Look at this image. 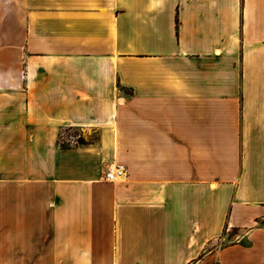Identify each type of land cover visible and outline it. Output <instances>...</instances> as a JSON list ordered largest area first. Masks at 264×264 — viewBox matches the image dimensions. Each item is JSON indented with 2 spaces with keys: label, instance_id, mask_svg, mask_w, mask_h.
Returning <instances> with one entry per match:
<instances>
[{
  "label": "crops",
  "instance_id": "1",
  "mask_svg": "<svg viewBox=\"0 0 264 264\" xmlns=\"http://www.w3.org/2000/svg\"><path fill=\"white\" fill-rule=\"evenodd\" d=\"M0 264H264V0H0Z\"/></svg>",
  "mask_w": 264,
  "mask_h": 264
},
{
  "label": "rangeland",
  "instance_id": "2",
  "mask_svg": "<svg viewBox=\"0 0 264 264\" xmlns=\"http://www.w3.org/2000/svg\"><path fill=\"white\" fill-rule=\"evenodd\" d=\"M59 142L62 144H82L86 142L79 127L66 126L60 130Z\"/></svg>",
  "mask_w": 264,
  "mask_h": 264
},
{
  "label": "built area",
  "instance_id": "3",
  "mask_svg": "<svg viewBox=\"0 0 264 264\" xmlns=\"http://www.w3.org/2000/svg\"><path fill=\"white\" fill-rule=\"evenodd\" d=\"M126 174V170L125 168L122 167H114V168H110L107 173H106V178L108 180H115L117 178H119L120 176H123Z\"/></svg>",
  "mask_w": 264,
  "mask_h": 264
}]
</instances>
